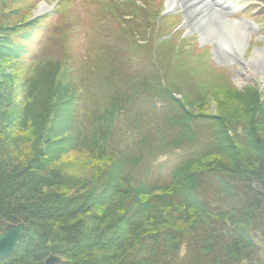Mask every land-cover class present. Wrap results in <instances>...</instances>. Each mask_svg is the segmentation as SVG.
Wrapping results in <instances>:
<instances>
[{"label": "trees", "instance_id": "1", "mask_svg": "<svg viewBox=\"0 0 264 264\" xmlns=\"http://www.w3.org/2000/svg\"><path fill=\"white\" fill-rule=\"evenodd\" d=\"M24 1L0 0V103L17 100L11 89L28 43L41 38L44 60L49 43L63 54L58 36L72 30L59 21L60 10L52 13L59 20L51 32L39 19L25 22L34 3L9 8ZM148 1H140L142 7L133 0L122 8L113 3L121 33L131 31L132 37L116 33L110 46L101 47L99 61L90 62L95 77L85 78L88 68L79 63L71 67L85 95L75 98L81 121L72 118L68 125L56 118L43 133V153L33 146L21 163L0 157V232L8 224L25 226L0 264H45L49 256L59 259L56 264H264V120L245 114L235 120L220 111L212 114L209 105L189 106L193 75L178 52L171 51L183 69L172 82L164 61L152 54L138 57L141 47L170 42H154L159 29L153 4L161 0ZM65 67L61 79L67 81ZM55 93L47 96V105L61 100ZM70 101L65 104L73 108L74 96ZM113 102L117 106L111 109ZM0 113L3 145V115L7 126L11 122ZM90 140L117 163L65 188L44 173L46 163L52 164L44 154L50 145L88 149Z\"/></svg>", "mask_w": 264, "mask_h": 264}, {"label": "rangeland", "instance_id": "2", "mask_svg": "<svg viewBox=\"0 0 264 264\" xmlns=\"http://www.w3.org/2000/svg\"><path fill=\"white\" fill-rule=\"evenodd\" d=\"M128 1L131 0H38L35 2L25 0L21 5L13 4L9 6L10 9H14L17 6L26 7L27 9L34 3L33 7L29 9L30 18H27L25 22L39 19L41 24L43 23L42 27L44 30L51 32L53 24L60 19V22L72 26V30H69V32H66V30L63 35L58 36L62 40L63 54L55 53L57 45L51 46L49 43V45H45L44 60L42 58L39 59V54L42 53L43 47L41 38L38 41L28 43L29 52L26 56H23V67H20L19 70L17 69L18 76L14 77L13 83L15 86L11 89L12 94L17 98V102L14 100L13 103H0V111L6 112L11 122L10 126H7L8 123L5 124L6 118L2 114L1 128L6 130L4 129V133L1 134V139L4 137L5 142L0 145V157L4 158L8 163H21L24 161L25 155L32 154L33 146H38L39 148L36 151L43 153V144L45 143L43 133L50 125L56 124V118L61 116L62 122L66 119L68 125H70L72 118L76 121H81L83 113L79 112L80 110L77 108L79 101L78 99L75 101V98L85 95L82 93L83 88L75 84V77L71 67L74 69L77 67L76 64L79 63L81 68H88V70L84 69L87 72L83 73L85 78H88L89 74L95 77V67L90 62L92 58H96L99 61L97 57L101 47L110 46L117 35L116 33L119 35L126 34L127 38L131 39V31H127L128 33L123 31L121 33L118 14L113 10L114 2L119 5L118 8H122L121 4ZM133 1L139 7L144 6L140 2L142 0ZM143 1L150 2L148 0ZM151 1L156 2L155 0ZM223 3L229 6L231 10L228 12L229 14L217 12L218 17L226 22L236 18L246 19L251 23V28H244L250 42V45L246 48V50L248 49L247 54L250 53L252 45L264 49V0H223ZM41 4H44L46 8L38 13ZM242 5L244 7H241ZM153 6V10L156 9L158 15L156 29H159L153 40L154 42L162 43L169 38L170 42L149 44L145 46L146 49L141 47V50L137 51L141 53L138 54V57L142 58V56L146 57L148 54H152L155 60H160V63L164 61V68L171 70L170 76L172 78H169V81L172 82L174 76L180 74L178 70L183 69L175 65V54L173 55L171 51H176L180 54L179 56L183 57L185 67L191 68L190 74L193 75L194 84H192L193 91L191 92L192 98L190 97V102L194 101V104L189 106L193 105L195 110H199V108L209 105V110L212 114L220 111L235 120H240L245 115L248 120L254 115L258 117V122L260 119L264 120L263 75L254 73L252 69L246 67L243 61H239L236 57H233L232 61L226 62L221 60L217 54L215 56L213 49L209 45L201 44L197 36L188 33L183 28L184 18L179 7L165 10L164 0L160 1V5L159 2H156ZM159 7L160 9H158ZM59 10L62 16L56 20L57 17L53 16L52 13ZM144 10L146 11L147 9ZM162 14L165 15L162 16ZM96 17L105 24V29H101V23L98 24L95 21ZM129 28L137 29L133 27V24L132 26L130 24ZM101 33L104 35L103 39L100 36ZM41 36L44 38L43 35ZM58 37L53 39L56 40ZM148 38L149 36L146 35L143 39L147 40ZM140 43L142 42L140 41ZM64 54L66 57L63 56ZM93 55L95 57H92ZM62 56L65 57V60L60 59ZM35 57V61L38 60L39 62L33 64L31 62L34 61ZM245 58L247 59V57ZM47 59L50 61H47ZM56 61L61 64H57ZM63 61L70 69H66L67 66H64ZM61 65L65 67L66 79L69 78L67 81L61 79L64 76V73L61 72ZM186 73L188 74V71ZM177 81L180 82L179 80ZM59 84L61 87L58 86L60 90L57 91V85ZM71 86L72 89H70ZM112 86L115 88L116 84ZM55 92L61 94V100L55 104L50 102L47 105L49 101L47 96L57 94ZM184 92L188 94L185 89ZM72 95L74 96V101H72ZM175 97L179 100L183 98L178 94ZM70 100L74 103L73 108L71 103L65 104V102ZM254 101L255 103H253ZM63 103L66 105L65 109L62 106ZM110 106L112 109L117 105L113 102ZM46 107L49 110L44 114ZM43 122L46 123L47 127H42ZM92 143L93 141L90 140L89 145L91 146ZM89 145L88 149L68 145L70 148L66 146L64 150H62L63 147L61 148L58 145H50L44 154H47L46 160L48 159L47 161L52 164L46 163L48 166L43 169L44 173L60 179L63 182V187L61 188H65L64 186H66L67 182L70 186L77 182L79 183L83 179L92 177L98 167L101 169L103 166L117 163L113 162L115 158L113 156L110 158V154L98 153L96 146L90 147ZM60 152L62 153L60 154ZM56 156L55 160H49L51 157V159H54ZM97 213L100 214L102 211L97 209ZM110 217L107 218L110 219Z\"/></svg>", "mask_w": 264, "mask_h": 264}, {"label": "bare ground", "instance_id": "3", "mask_svg": "<svg viewBox=\"0 0 264 264\" xmlns=\"http://www.w3.org/2000/svg\"><path fill=\"white\" fill-rule=\"evenodd\" d=\"M164 2L165 10L179 7L184 18L183 28L188 33L197 36L201 44L209 45L215 56L217 54L221 60L226 62L236 57L254 73H260L264 77V49L252 45L249 54H247L248 49L246 50L250 42L244 28H251V23L246 19L236 18L226 22L218 17L217 12L229 14L231 10L223 3V0H164ZM45 8L46 6L41 4L38 13Z\"/></svg>", "mask_w": 264, "mask_h": 264}, {"label": "water", "instance_id": "4", "mask_svg": "<svg viewBox=\"0 0 264 264\" xmlns=\"http://www.w3.org/2000/svg\"><path fill=\"white\" fill-rule=\"evenodd\" d=\"M23 230L24 224L18 223L6 226L2 233H0V259L10 255L14 251ZM58 261L59 259L49 256L45 260V264H56Z\"/></svg>", "mask_w": 264, "mask_h": 264}]
</instances>
